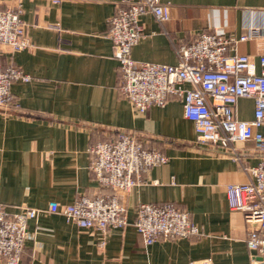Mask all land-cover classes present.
<instances>
[{"label": "crops", "instance_id": "1", "mask_svg": "<svg viewBox=\"0 0 264 264\" xmlns=\"http://www.w3.org/2000/svg\"><path fill=\"white\" fill-rule=\"evenodd\" d=\"M163 1L171 17L166 22L151 13L141 17L145 36L132 48L134 59L176 64L182 45L220 29L247 35L235 52L250 54L261 71L264 0ZM18 4L32 47L12 52L1 46L0 65L13 63L31 78L14 81L11 105L0 107V202L11 210H40L29 222L21 264H197L205 258L213 264H263L247 245L243 214L230 209L227 197L229 183L249 180L243 162L255 165L260 159L254 142L235 144L241 160L197 143L181 97L144 113L133 107L119 89V62L108 36L110 16L127 2L0 0V9ZM254 111V99L238 100V118L252 120ZM124 132L168 157L119 196L129 223L102 236L48 212L51 201L68 204L82 194L114 193L93 172L91 147ZM149 202H172L188 211L200 234L146 243L134 221L138 206Z\"/></svg>", "mask_w": 264, "mask_h": 264}, {"label": "built area", "instance_id": "2", "mask_svg": "<svg viewBox=\"0 0 264 264\" xmlns=\"http://www.w3.org/2000/svg\"><path fill=\"white\" fill-rule=\"evenodd\" d=\"M124 1L127 7H121L109 18L108 36L119 62V89L133 107L144 113L152 105H165L172 97H181L184 115L194 122L197 143L241 160L235 144L254 142L260 159L255 165L243 162L249 180L229 183L227 197L230 209L244 216L249 249L259 254L264 264V54L260 55L258 72L250 54L235 52L237 42L247 35L237 37L218 29L201 32L194 41L182 45L176 64L140 62L133 58L132 48L145 36L141 17L151 13L158 21L166 22L171 9L163 0ZM22 12L19 4L0 9V47L7 46L12 52L32 47ZM51 26L60 29L59 24ZM30 78L13 63L6 68L0 65V107L11 105L14 81ZM241 97L254 99L252 120L236 115ZM91 151L95 154L92 170L100 185L114 193L95 197L82 194L68 204L51 201L47 211L62 214L79 227L104 236L109 230L129 223L126 206L119 196L132 190L142 172L165 163L168 157L147 147L132 132L99 142ZM39 213L40 210L29 206L11 210L0 202V264H21L29 222ZM134 226L148 244L161 236L187 238L200 234L190 213L172 202L141 203ZM100 244H105L104 237ZM196 263L213 264V261L205 258Z\"/></svg>", "mask_w": 264, "mask_h": 264}]
</instances>
